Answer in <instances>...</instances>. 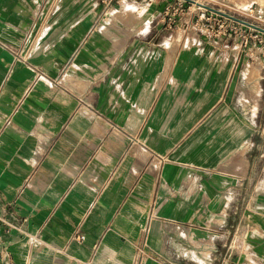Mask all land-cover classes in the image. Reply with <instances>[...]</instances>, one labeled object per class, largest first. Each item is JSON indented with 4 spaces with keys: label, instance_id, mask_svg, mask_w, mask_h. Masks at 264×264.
Listing matches in <instances>:
<instances>
[{
    "label": "crops",
    "instance_id": "crops-1",
    "mask_svg": "<svg viewBox=\"0 0 264 264\" xmlns=\"http://www.w3.org/2000/svg\"><path fill=\"white\" fill-rule=\"evenodd\" d=\"M168 1L0 0V264L264 263L259 61Z\"/></svg>",
    "mask_w": 264,
    "mask_h": 264
},
{
    "label": "built area",
    "instance_id": "built-area-1",
    "mask_svg": "<svg viewBox=\"0 0 264 264\" xmlns=\"http://www.w3.org/2000/svg\"><path fill=\"white\" fill-rule=\"evenodd\" d=\"M163 1L165 0H145L148 5H153ZM124 2L125 0H100V3L103 6L102 17L112 14L113 12H118V10L124 6ZM185 4L189 5L185 6ZM202 5L210 6L230 16L239 18L264 29V26L258 24L260 23L259 21L261 18L264 20V15L261 12L254 10L251 5L248 7L239 6L236 7V9L229 10L225 9L224 5L220 3V0H193V2H188L186 0H171L164 6L163 15L165 18L169 13H171V15H175L176 13L195 14L196 20L193 23V29L197 30V32L210 40L229 39V35L232 34L236 40L241 39L238 47L239 49L242 45L245 46L249 39L251 41L254 39L262 41L264 39V32L257 30L252 26L238 22L230 17L224 16L218 12L208 10L202 7ZM240 51L242 52V49H240ZM14 57L15 60L23 59L20 51H17L14 54ZM35 77L39 78L42 77V75L35 71ZM75 238L82 241L85 239V236L83 234H76ZM140 254L143 255L144 252H140ZM251 264L264 263L256 261Z\"/></svg>",
    "mask_w": 264,
    "mask_h": 264
},
{
    "label": "rangeland",
    "instance_id": "rangeland-1",
    "mask_svg": "<svg viewBox=\"0 0 264 264\" xmlns=\"http://www.w3.org/2000/svg\"><path fill=\"white\" fill-rule=\"evenodd\" d=\"M220 3L224 5L225 9H236V7H248L252 6L254 10L261 12L264 15V0H220ZM189 4H185V6H188ZM132 10L131 7L126 8V12L119 13V12H114L113 13V19L119 18V16H122L124 19H131L134 20V17L132 13H130ZM122 18V19H123ZM196 20V15L191 14V16L188 14L186 15L185 13H176L175 15H171L169 13L164 19V35L165 36H172V37H181L184 34H187L190 32L192 35L193 32H196L197 35L201 37H205L204 35L200 34L197 32V30L193 29V23ZM260 23H258L261 26H264V20L261 18ZM187 28V31H186ZM207 38V37H205ZM231 39V40H230ZM241 39H237L230 34L229 35V41L228 43H232V46L239 47ZM242 49L243 56H253L257 58L259 61V68L261 69V80L260 84L264 88V39L262 41H258L257 39L255 40H248L247 44L244 46L242 45L240 47ZM246 56V57H247ZM251 58V57H250ZM264 101V98H263Z\"/></svg>",
    "mask_w": 264,
    "mask_h": 264
},
{
    "label": "water",
    "instance_id": "water-1",
    "mask_svg": "<svg viewBox=\"0 0 264 264\" xmlns=\"http://www.w3.org/2000/svg\"><path fill=\"white\" fill-rule=\"evenodd\" d=\"M186 1H188V2H193V0H186ZM202 7L206 8V9H208V10H211V11L218 12V13L224 15V16L230 17V18H232V19H234V20H236V21H238V22H241V23H243V24H246V25L252 26V27L256 28L257 30H260V31L264 32V29L261 28V27H259V26H256V25H253V24H250V23H248V22H246V21H244V20H241V19H239V18H236V17L230 16V15H228V14H226V13H224V12H221V11H219V10H216V9L210 7V6L202 5Z\"/></svg>",
    "mask_w": 264,
    "mask_h": 264
},
{
    "label": "bare ground",
    "instance_id": "bare-ground-1",
    "mask_svg": "<svg viewBox=\"0 0 264 264\" xmlns=\"http://www.w3.org/2000/svg\"><path fill=\"white\" fill-rule=\"evenodd\" d=\"M194 4V3H193Z\"/></svg>",
    "mask_w": 264,
    "mask_h": 264
}]
</instances>
